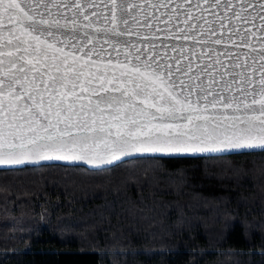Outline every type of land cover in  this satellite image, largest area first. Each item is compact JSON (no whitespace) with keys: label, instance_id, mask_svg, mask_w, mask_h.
Returning a JSON list of instances; mask_svg holds the SVG:
<instances>
[{"label":"snow or ice","instance_id":"6c2138e0","mask_svg":"<svg viewBox=\"0 0 264 264\" xmlns=\"http://www.w3.org/2000/svg\"><path fill=\"white\" fill-rule=\"evenodd\" d=\"M247 150L264 152V0H0V171Z\"/></svg>","mask_w":264,"mask_h":264},{"label":"trees","instance_id":"16d2710c","mask_svg":"<svg viewBox=\"0 0 264 264\" xmlns=\"http://www.w3.org/2000/svg\"><path fill=\"white\" fill-rule=\"evenodd\" d=\"M109 169L0 171V264H264V152Z\"/></svg>","mask_w":264,"mask_h":264},{"label":"water","instance_id":"95a60500","mask_svg":"<svg viewBox=\"0 0 264 264\" xmlns=\"http://www.w3.org/2000/svg\"><path fill=\"white\" fill-rule=\"evenodd\" d=\"M257 23H259V21H257ZM161 27H163V25H161ZM146 31V30H145ZM121 39H125V38H121ZM136 37L133 36L132 37V40L135 42L136 41ZM161 40H163V35L160 34V39L154 41L158 46L161 42ZM165 43H168L170 46H175L178 42L177 41H174V40H168V41H165ZM107 48V46H105ZM187 47L191 48L192 47V42L189 41L187 43ZM108 51H111V49H108ZM196 51L197 53H199V48L197 47L196 48ZM222 51V49H221ZM233 51H236L235 49ZM243 51V50H241ZM106 55V53H105ZM113 57H115V52L112 53ZM169 55H175V53H172L171 52V48H169ZM123 57L121 56V59ZM215 59V57H213V60ZM222 60H225L226 62V58L225 57H221ZM205 63H208L210 62L207 58H205ZM183 63H187V61H183ZM249 64H251V61H249ZM193 67L195 69V71H199L198 68H196V61H195V58H193ZM221 71H223V69H221ZM236 72H239L241 71V69H236L235 70ZM246 72V74L248 72L251 71V69H246L244 70ZM258 75V73H257ZM225 79H230V77H225ZM217 80H219V76H217ZM227 94V93H226ZM259 152L258 150H256L255 152H253V150H247V152H244V153H257ZM234 154H243V153H238V152H231V153H225V154H221V153H216V152H210V153H195V154H187V155H183V156H180V157H166V156H163L162 154H151V153H147V154H137L136 157H124L122 162H125V161H128V160H132V159H140V158H143V157H156V158H163V159H179V158H203V157H219V156H227V155H234ZM121 161H117L116 162V165L122 163ZM44 165H60V166H69V167H84L88 170H98V169H95L93 166L91 165H87L81 161H71V160H68V161H65V160H56V159H53V160H43V161H39L38 163L36 164H32V165H28L27 167H36V166H44ZM115 165V166H116ZM3 166H0V168H2ZM14 169H20V168H24V166H12ZM105 168H110V167H114V166H110V165H105L103 166Z\"/></svg>","mask_w":264,"mask_h":264},{"label":"rangeland","instance_id":"374dc122","mask_svg":"<svg viewBox=\"0 0 264 264\" xmlns=\"http://www.w3.org/2000/svg\"><path fill=\"white\" fill-rule=\"evenodd\" d=\"M210 178H212V177H210ZM216 179H217V177H215ZM164 188H167V189H170V190H172L173 192L175 191V190H173L174 189V186H171V185H165V187ZM96 189H98V190H101L102 192H105V191H108V188H104V187H101V186H98V187H95V188H93V189H91V190H88L87 191V195L88 194H93V193H95V192H97V190ZM96 190V191H95ZM85 193V192H84ZM176 193H177V191H176ZM253 199H245V200H243V199H241L240 200V202L241 203H243V204H245V205H248L250 202L249 201H252ZM226 201V198H223V199H220L219 200V202L221 203H223V202H225ZM248 201V202H247ZM214 219V218H213ZM215 219H217V220H220V221H223V219H224V217L223 216H216L215 217Z\"/></svg>","mask_w":264,"mask_h":264}]
</instances>
